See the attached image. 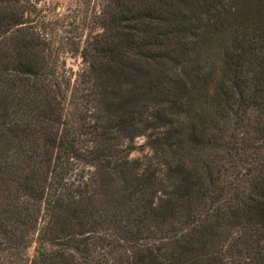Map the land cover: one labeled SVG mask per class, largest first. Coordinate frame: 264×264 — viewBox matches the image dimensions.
<instances>
[{
  "label": "trees",
  "instance_id": "1",
  "mask_svg": "<svg viewBox=\"0 0 264 264\" xmlns=\"http://www.w3.org/2000/svg\"><path fill=\"white\" fill-rule=\"evenodd\" d=\"M33 8L0 0V264H264V0H99L75 84Z\"/></svg>",
  "mask_w": 264,
  "mask_h": 264
},
{
  "label": "rangeland",
  "instance_id": "2",
  "mask_svg": "<svg viewBox=\"0 0 264 264\" xmlns=\"http://www.w3.org/2000/svg\"><path fill=\"white\" fill-rule=\"evenodd\" d=\"M99 0H32L34 10L28 15L32 25L44 32L54 44L60 69L75 84L85 66L80 55L83 41L98 27L94 21ZM78 49V50H77ZM142 139H136V145ZM30 248L29 252L32 253Z\"/></svg>",
  "mask_w": 264,
  "mask_h": 264
}]
</instances>
